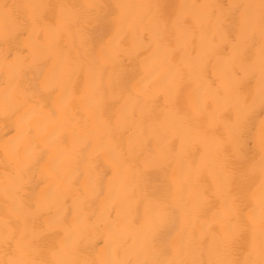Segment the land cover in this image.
Segmentation results:
<instances>
[{"label":"clouds","instance_id":"obj_1","mask_svg":"<svg viewBox=\"0 0 264 264\" xmlns=\"http://www.w3.org/2000/svg\"><path fill=\"white\" fill-rule=\"evenodd\" d=\"M0 264H264V0H0Z\"/></svg>","mask_w":264,"mask_h":264}]
</instances>
